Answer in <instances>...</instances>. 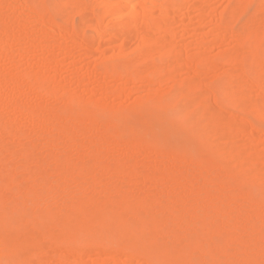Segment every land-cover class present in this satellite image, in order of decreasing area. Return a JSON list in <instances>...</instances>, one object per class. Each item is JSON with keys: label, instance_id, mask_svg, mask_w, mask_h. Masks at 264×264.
Returning a JSON list of instances; mask_svg holds the SVG:
<instances>
[{"label": "rangeland", "instance_id": "obj_1", "mask_svg": "<svg viewBox=\"0 0 264 264\" xmlns=\"http://www.w3.org/2000/svg\"><path fill=\"white\" fill-rule=\"evenodd\" d=\"M74 1L0 0V28L10 26L12 29L7 39L0 36V129L21 133L11 137L0 131V173L8 170L10 181L20 186L27 182L20 171L21 146H32L37 159L27 167L34 173L35 191L28 204H33L38 217L29 229L19 231L15 237L27 240L24 238L35 235L38 228L50 226L57 218L67 224L77 205L97 201L107 195L112 183L119 182L120 198L146 199L153 191L159 194L144 207L133 205L125 211L123 217L128 223L145 215L157 217L160 229L178 233L177 237L164 241L190 253L193 242H205L198 231L203 217L220 223L234 213L243 215L242 223L235 222L211 233L212 236H228V240L214 246L230 250L222 264H264V252L256 253L252 244L237 247L234 243L251 238L264 248V231L258 230L264 226V0H244L246 5L241 4L244 8L239 9L240 15L237 10L238 17L231 18L228 26L222 24L220 28L217 25L220 20L225 21L235 0H199L202 4L193 12L176 13L168 18L161 15V0H148L151 3H138L135 8L138 12L147 11L149 17L141 15L137 27L122 38L110 34L120 28L126 18L122 13L116 16L112 11L105 12V8L115 9L111 0L107 5L101 4L102 0ZM32 2L46 9L56 25L65 27L58 37L52 36L58 33L55 29L24 14V4L30 6ZM193 2L198 0H190L188 4L192 6ZM8 15L15 18L22 15V27L17 28L7 19ZM67 18L69 21L65 20ZM151 21L157 25L156 33L146 29ZM250 23L258 30L253 38L258 37L261 45L255 44L253 38L245 41ZM70 25L74 33L87 40L81 39L78 43L69 38ZM96 25L110 35L99 37L93 31ZM77 35L75 37H79ZM168 47L176 48V58L167 55L164 58V53L160 56L158 51L165 52ZM224 54L235 56L224 59ZM234 58L245 60L253 69L240 70L236 86L227 87L235 95L234 101H240L241 96L245 105L253 106L248 114L240 113L235 105L226 104L228 93L221 92L222 97L218 96L219 89L226 87V78L233 73ZM148 65L156 67L157 70H150L158 76L122 77L133 71L140 75L142 67L148 68ZM110 67L125 74L118 78L101 74L103 68ZM173 72L176 80L170 78ZM185 79L194 82L197 94L191 91L190 96L188 88L189 96H184L187 93L184 87H179L184 95L175 91L181 86L175 87V84ZM39 83L44 86H36ZM46 86L51 89L45 90ZM8 95L15 99L9 102ZM201 96L207 99L203 107L199 101ZM153 99L154 102L148 103ZM168 104L169 108L164 109ZM67 106L73 108L72 116H61L58 110ZM26 107L32 112L25 113ZM183 107L185 120L173 121ZM82 108L88 109L87 114L95 112L97 115L87 128L82 121L75 123L85 118L80 111ZM37 109L51 111L56 120L42 119ZM218 119L220 124L216 123ZM115 135L119 138L114 139ZM133 136L146 138L151 145L127 148L123 139ZM160 150L175 153L166 160ZM90 152L92 157H88ZM65 156L74 172L72 179L68 177L69 169L59 165ZM203 156L206 160L201 164ZM40 158L43 160L38 161ZM86 165H91V172L81 170ZM113 166H120L121 172H114ZM56 167L61 169L62 175H58ZM42 172H49L44 195L40 194L38 186ZM169 176L179 183L181 190L189 188L195 200L203 199V191L225 194L226 199L219 205V216L209 215L208 210L194 205L192 198L170 200L177 192L169 188L166 179ZM79 179L86 182L84 187H79ZM0 193L6 194L15 205L20 198L18 188L0 185ZM106 200L109 206L117 204L113 198ZM214 204H218V199ZM162 206L167 208L159 210ZM21 208L13 207L12 212ZM86 213L96 217L100 212L91 205L87 206ZM98 228L108 231L111 226L106 223ZM39 239L45 253L41 260L38 257L40 262L36 260L31 264L142 263L123 253L111 254V250L97 255L86 253L89 249H85L65 257L55 242L44 237ZM3 253L0 244V259ZM211 254L214 253L207 251L200 256ZM14 264L22 263L15 260Z\"/></svg>", "mask_w": 264, "mask_h": 264}, {"label": "bare ground", "instance_id": "obj_2", "mask_svg": "<svg viewBox=\"0 0 264 264\" xmlns=\"http://www.w3.org/2000/svg\"><path fill=\"white\" fill-rule=\"evenodd\" d=\"M81 1L83 0H80V2ZM109 1L110 0H102L101 4L107 5ZM189 1L190 0H161L163 4L160 9L162 17L168 18L176 13H185V12L191 13L193 12L195 8L199 7L200 4H202L198 0V2L195 4L194 2L191 3L192 4L191 6L190 4H188ZM243 1L244 0H235V5L233 4L234 8L232 7L233 9H229V12L227 13L229 14L228 16L225 15V17H227L225 21L223 20V22L225 23H223L222 20H220L221 23L220 24L217 23L219 24L217 25V27L218 26L219 28L222 27V24L224 26H228L229 21L232 20L231 18L234 19L235 16L238 17V15H236L235 13L238 10L237 12L239 14L240 13L239 9H241V7L244 8L241 5L245 3ZM111 3L114 5L115 9L111 10L110 8H105V12L108 13L112 11L114 12V14H116V16L122 13L123 15L125 14L126 18L124 19L122 26L116 29L112 33L110 32L107 33L106 30H103L99 25H96L93 31L95 30V34L96 33L99 34V37L101 38H104L110 34H112V36H114L115 38H122L124 37V34L126 32L134 30L135 27H137V24H138L137 22L141 15L146 16L147 18L149 17L147 16V11L142 10L138 12L135 6L138 3H143L144 5H146V4L151 3V1L140 0V2H138V0H111ZM24 8H25L23 9L24 14L34 16L37 18L38 22L47 25L51 29L52 28L55 29V31L58 33H55L52 35L54 38L58 37L60 33L63 32L65 27H61L62 25L61 26L56 25L54 23L55 21H53V18L49 14V12L46 9H43L42 7H40V5H37L35 2H32L30 6L27 4H24ZM66 9L68 10V8ZM140 12H143V13H140ZM62 17L65 18L63 15ZM7 19L9 21L14 22L17 28L20 29L22 27V20H21L22 15H19L16 18L8 15ZM65 20H68V18ZM181 24H183V20H181L180 26ZM71 26L73 25H70L69 26L70 28L68 29V31L70 30L69 38L74 39L75 41H78V43H80L81 41L85 42V40L87 39L84 40L82 39L81 34L77 35L76 33H74ZM146 27L149 33L150 32L153 33V31L154 33H156L155 30H158L157 25L155 24L154 21L149 22L146 25ZM11 30L12 29L10 26H2L0 28V36L2 35L5 37V39H7V37L10 35ZM65 30L67 31V29ZM28 32H31V31L29 30ZM256 32H258V30L255 29L252 23H250L249 31H248L245 41L246 40L249 41L251 38H253V35L256 34ZM75 35L81 38L75 37ZM253 40L255 41V44L261 45L260 41L258 40V37H254ZM256 49L259 50V47L257 46ZM158 52L160 53V56H161V53H164V55L162 54L163 57L167 55V57L169 56L171 57V59H173V57L176 58L177 56L176 48L174 47H168L167 51L165 52H161V50ZM224 55H223L224 59L226 58L229 59L231 58V56L232 57L235 56L233 54H228V55L224 54ZM164 58H166V56ZM235 58L232 62L234 66L233 73L229 77L226 78V87L224 90L219 89L218 96L222 97L221 92H224L225 94L228 93L226 96L227 97L226 104L230 105V107L235 105V107L238 109L240 113H246V112H249L248 109H252L253 106L248 107L247 105H245L244 102H242L241 100V96H240V101H234L235 95L231 93L230 92L231 89H228L227 87L230 86L231 84H233L234 87L236 86L237 76L239 75L240 70L250 72L253 69L247 66V63L244 62L245 60L243 61L241 59L242 60L241 61ZM199 61L201 62V59ZM153 65H148V68L147 66L146 68L142 67L145 70L143 69L140 75L136 74L133 71V72L126 73L127 75L125 76H122V74H125V71L123 72L121 71L122 72L121 73L117 69L116 70L111 69V67L107 69L103 68V71L101 72V74L109 75V76H113L117 78L122 76L124 78H129V79L150 77V76L155 77L158 75L153 70H150L151 68L156 69V67ZM25 76H30V75H25ZM171 76L170 78H172V80H176L177 77H175V79L173 78L174 72L171 74ZM191 79H189L190 81L188 79H185L183 83L180 81L177 82L175 84V87H177L178 85H181V86H178V88L175 91L181 92L179 87L180 88L184 87L186 88L184 89V91L187 92L185 93L182 89L181 94L185 93V95L183 94L184 96H189V89H190V96H191V91H193L194 94L195 93L197 94V89H196V92L194 90L197 86L194 85V82ZM185 81H188V82L185 83ZM189 82L190 83L192 82L193 85L189 84ZM36 86L43 87L44 84L39 83ZM49 89L51 88L46 86L45 90L48 91ZM214 98L216 99L217 96H215ZM14 99L15 98L12 95L7 96V100L9 102H12ZM163 99H167V98H163ZM199 99L198 100L200 101L201 107L207 104V99L205 97L203 98L201 96ZM154 101L155 100L153 99V100L148 101V103H152ZM160 101L163 102V100H160ZM99 106H100L99 109L103 110L102 105H99ZM169 106L170 104L163 106V108L168 109ZM23 110L25 111V113L32 112L31 109L27 107L24 108ZM80 111L85 114V118L83 117L81 119H77L75 123L82 121L83 126L87 128L88 125H90L92 122L95 121L97 115L95 114V112L87 114L88 112L87 108H82L80 109ZM72 112H73V108L71 106H67L66 108L63 107L58 110V113L61 116L62 115L72 116ZM112 112L116 113V111H112ZM117 113H119V111H117ZM184 113H185V110L183 107L181 108V110H178L177 115L173 117V121L176 122L177 120H179L180 122V121L185 120ZM39 114L41 115L42 119L49 118L54 121L56 120L51 111L39 112ZM216 123L220 124V120L219 119L216 120ZM223 124H225V122H223ZM0 131L2 130L0 129ZM2 132L11 137H18L21 135V133H19L18 130H13V129L5 130ZM118 138H119L118 135L114 136V139H118ZM123 143L127 148H130V149H135V148L137 149L142 146L151 145L150 140L146 138L143 139L137 136L123 139ZM21 148H22L21 150L23 151L18 158L19 165L21 168L20 171H22L25 174L24 178L26 179L27 182L20 186H17L16 182L10 181L8 170H5L4 172L0 173V185L7 186L11 189L18 188L20 191V198L16 203L17 206L11 201V199L6 194L0 193V244L4 250L3 257H1L0 259V264H14L15 260H19L22 264H31L35 262L36 260H38L39 258L41 260V256L45 253L43 252L40 246L39 238L41 237H44L48 241L55 242L59 251L64 252L63 256L65 257L70 256L72 253H80L82 250L89 249L86 253H95L97 255H102V253H105L107 250H111L112 251L111 254H115L117 256L123 253V255L125 254L130 259H136L138 261H141L142 262L141 264H222V261L226 259L227 256L230 254V250L223 251L220 248H216L214 245L217 242H223V241L228 240V236L226 235L212 236L211 233L218 231L222 227L226 228L229 224H232L235 222L242 223L244 221V216L239 213H234L228 219H223L224 221L220 223L212 221L209 217H203L200 221L198 231L204 236L205 242H202V241L193 242L191 244L192 250L190 253L185 248H182L176 245L171 246L170 242L164 241L165 239H168L171 237H177L178 233L174 230L160 229L158 226L157 217L149 218L148 215H145L143 218H140L139 220H137L136 222L132 224L128 223V221L123 217V213L127 211L128 209L132 208L133 205L137 207H144L149 202H151L155 198V196L159 195L156 191H153V192L151 191L152 193L146 199L143 196H141L143 198H135V199H131L129 197L120 198L118 197L120 183L115 182V183H112V185H110L109 188L107 189L106 196H101L97 201H93L89 203L88 205H85V204L77 205L73 211L72 219L67 224H64L65 221L57 218L56 220H53L50 226L38 228L39 230H37L35 235L32 234L30 237L24 238L27 240L20 241L19 239L15 237V234H17L19 231L29 229V227L32 225L35 218L38 217V211L33 208V204L32 203H31L32 205L28 204L29 198L31 197V195H33V192H35L34 185L32 184L33 183L32 177L34 176V173L32 170H29L28 167L30 164H32L37 159L35 158L33 154L32 146H21ZM173 153L175 152H172L171 150L170 151L160 150V154H162L166 160H170L173 157ZM92 154L93 153L90 152L88 154V157H92ZM65 157L66 158H63V160H61L59 165L61 167L69 169L68 177L72 179L71 177L74 176V172H73V169L70 168L69 166V163H68L69 160L67 159L68 157L67 156ZM42 160L43 159L41 158L38 159V161H42ZM205 160H206V156H203L200 160L201 164H203ZM219 164H220V161H219ZM22 167L23 168L26 167L25 171L22 170ZM56 170L59 176L62 175V171L59 167H56ZM81 170H83L85 173H89L91 172V165L82 166ZM112 170L116 172L117 174H119L122 168L120 166H113ZM48 176H49V172H42V176L40 179L41 182L40 181L38 182L39 183L38 186L40 187V194L44 195L46 192V187L49 183ZM94 179H95V182L98 181V178H94ZM166 179L168 180L169 188L177 192L176 195L172 194L169 197L170 200L177 201L178 198H184V199L192 198L193 201L195 200L194 196L189 191V188H186L187 189L186 191L181 190L179 188V183L172 176H169ZM78 181H80L79 182L80 188L86 185V182L83 179H79ZM178 188L180 189V191L178 190ZM249 190L251 192L254 191V189L251 187H249ZM188 191L190 192L189 196H187L189 194ZM106 198H113L114 200H116L117 204L109 206ZM202 198H203L202 200L197 198L194 202V205L201 207L203 210L204 209L208 210V214L211 216L213 215L219 216V213H220L219 205L223 203L224 200L226 199L225 194H222V193L211 194L210 192L205 193V191H203ZM215 199H218V204L216 205L214 204ZM91 205H93V207L100 212L98 213L96 217L91 216V215H86L87 214L86 208L87 206H91ZM13 207H22V208L19 211H16L13 213L12 212ZM166 208H167L166 206H162L160 207L159 210L164 211ZM108 210H110V212L109 214H106ZM106 223L107 225L111 226V229L108 231L99 230L98 226L105 225ZM258 230L264 231V226L259 227ZM234 243H236L237 247L252 244L253 246H255L256 253L264 252V248L257 246L255 241L251 238H248L247 240L240 239V240L234 241ZM207 251L212 252L214 254H211L208 257L200 256L201 253L207 252ZM43 258L44 256L42 257V259ZM38 262L40 261L38 260Z\"/></svg>", "mask_w": 264, "mask_h": 264}]
</instances>
